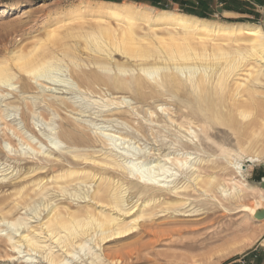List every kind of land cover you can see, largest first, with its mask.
<instances>
[{
    "label": "rangeland",
    "instance_id": "374dc122",
    "mask_svg": "<svg viewBox=\"0 0 264 264\" xmlns=\"http://www.w3.org/2000/svg\"><path fill=\"white\" fill-rule=\"evenodd\" d=\"M112 3H118L119 5L122 3V6L133 4L134 10H143L149 7L150 15H154L157 10H170L193 15L188 12L189 8H198L200 5L199 0H120L119 2L110 0H0V60L9 59L15 48L20 47V45L24 46L31 41L32 37L41 35L44 26L47 27L52 24L54 26L56 23L58 24L60 19H62L60 21L64 20L66 24L70 23L69 18H73V21H78L81 17L82 19H90V16L97 13L99 9L112 10L111 8L114 7ZM199 10L204 11L203 15L197 16L200 18L222 23L256 24L264 30V0H211L206 8ZM115 11L122 14V11L120 12L118 9ZM83 13L89 17L85 16L86 18H83ZM110 21L115 24V19L112 18ZM144 26L146 28V25ZM55 74L59 78L56 79ZM53 76H55L53 77L55 80L61 78L59 73H54ZM56 83V85L59 84ZM15 84L17 85H13V87L17 89L20 82L15 81ZM59 88L58 90H52L55 91L53 94L47 92V88L45 92H41L40 88L38 91L37 89L31 90L23 95L16 92L8 95L7 91L10 89L8 87L0 89L1 105L4 104L2 99L5 96L11 99L12 102L19 100L12 103L17 105L13 109L8 108L6 110V108L0 106V109H3L0 111H4L2 114L0 112L3 116V120L0 118V150H4L6 137L2 135L1 129H5V125H12L13 122L17 123L16 127H19L18 129L24 138L21 140L11 130H5L12 140L14 149L18 152L10 154L15 157V160L13 158V160L11 158L10 160L0 153V168H8L7 171L0 173L10 172L13 169V173H9L5 176L7 178L4 177L0 180V205L1 207L5 206L4 209L7 210L16 199L18 200L19 195L16 192L21 190L30 196L22 195L24 200H22V205L17 207L12 215H8L7 219L0 220V264H30V261L34 264H52L43 258L41 253L28 251L24 244L19 245L18 248L21 251L19 253L17 248L11 247L13 242L7 240L5 233L12 234L14 240H17L20 233H25L29 229L35 230L42 238L40 240H45L44 244L52 247L54 253L60 255L59 247L48 239L44 230L39 228L40 223L46 219V213L50 207L60 209L68 207L80 216H84L85 211L88 209L97 213L101 207L100 204L94 203L95 201L92 202V198H90L97 182L89 179V181H81L75 178L77 177L76 174L78 175L81 171L92 170V172L99 175L103 172L102 165L97 163L96 160L94 162L93 159L81 160V158H74L72 153L66 150H73L72 148L75 146L71 148V145L66 142H59L54 147L50 144L49 139H52L51 136L53 135L55 137L59 130V120L53 112H49L44 102L38 103L41 94L42 96L48 95L51 99L71 97L79 107L85 110L84 113L78 111H75V113L82 116V120L85 121L79 120L84 124L82 129L90 136V140L83 144H77L75 148H79L76 151L81 152L82 155H90V157L97 160L107 156L116 158L119 161L124 169H117V171L107 175L115 181L117 180L116 183L118 182L125 189L126 208L135 203L142 205L144 199H150L152 195L156 198V200L149 201V205L154 212L150 216L137 218L135 222L130 221L136 206L131 209L130 213L126 214L127 217L124 218L126 222L123 223L131 225L123 233L113 234V232H110L102 236L97 229L89 228L87 233L81 237L82 247L77 246L74 248L72 250L73 254H61L63 260L60 264H228L236 259V264H242L240 259L245 256L243 253L249 249L248 247L261 231L256 225L257 220L252 218V213L242 210L239 205L253 206L258 201L259 206H261V200L264 197L261 190L257 188L259 186L257 183L264 177V166L263 162H244V165L250 166L246 168L241 178L237 176L230 165H227L232 160L244 161L249 154L240 145L237 130L225 125H204L210 134V140H207L205 135L200 132V123L193 118L196 115L187 114L189 111L183 107V103L168 97H162L161 99L170 103L167 108L171 111L169 115L176 119L174 121L166 119L167 112L161 111L159 106L155 107L158 102L156 103L153 99L148 100L147 103L135 105L140 112L138 115L135 112L133 113L132 119L135 121H130L131 125H124L121 120H113L114 117L110 122L109 119L106 120V117L98 116L99 113L96 112L99 110L100 102H103L98 100V96L83 97L80 94L74 95L65 89H61V87ZM120 96L127 101H131L129 94H117L113 97L121 99ZM31 97H37V99L34 100ZM33 101H35V105ZM25 103H29L35 111H43L41 116L28 111ZM148 108L153 113L151 116L146 114L142 118L144 111ZM20 111L26 113L25 123H23L24 121H18L19 119L15 121L16 118H19L18 112L20 113ZM186 114L187 116L184 117ZM72 118L79 119L78 115L72 116ZM191 120L194 122L189 124ZM180 121L188 125L185 124V126L179 127L178 122ZM140 124L139 131H135L134 128L130 127ZM51 127H53L52 130ZM186 127H191L198 133L201 145H198L197 139L191 141V135L184 129ZM261 139L257 143V147H260L257 148L258 150L264 148V138ZM24 140L39 151L47 152L50 148H53V155L36 159ZM164 155H167L170 159ZM198 157L202 159L200 164L196 161V159H199ZM176 158H187L188 164H193L192 166L195 167L202 166L203 169H200V173L214 177L213 185L217 189L212 192H204L196 188L192 190V187H190L184 192L187 196V199L186 196L183 199L184 203H180L181 205L176 207L173 206L174 210L172 208L163 210L165 209L164 206L158 203L164 197H177L172 193L170 194L165 188H159L154 183L150 184L137 178V173L142 174L145 179L154 178L165 181L166 183H161L170 186L174 184L181 185L188 182V175L193 169L190 167L186 171H181L175 162ZM55 163L58 166L51 167ZM36 164L44 168L38 169L39 172L29 173L30 175L24 173L27 171L25 169L36 167ZM128 165H132L133 175L129 173ZM14 169H17V174ZM71 169L79 173L60 178V180L57 178V180L55 179L56 182H52L51 176L60 175L62 172L71 171ZM39 178L44 179L43 182H40V185L42 184L41 189L40 186H32L40 180ZM114 180L113 185L116 184ZM233 180L245 181L258 190H249L239 197L236 195L222 196L218 186H223L232 191ZM18 183H20L19 186H15ZM189 183H191L190 180ZM156 184L159 185V183ZM144 185H147L145 191L142 189ZM27 188H29V192ZM157 205L158 207H156ZM130 214L131 216H129ZM16 220L24 223L16 227L10 226V222ZM47 246H45L46 250Z\"/></svg>",
    "mask_w": 264,
    "mask_h": 264
},
{
    "label": "bare ground",
    "instance_id": "6f19581e",
    "mask_svg": "<svg viewBox=\"0 0 264 264\" xmlns=\"http://www.w3.org/2000/svg\"><path fill=\"white\" fill-rule=\"evenodd\" d=\"M112 4L114 5L112 10L99 9L97 13L90 16V19H82L81 17L78 21H73V18H69V24H66L64 20L60 21L62 20L60 19L58 24L55 22L54 26H52L53 24L44 26L41 35L34 36L24 46L20 45V47L15 48L11 55L9 54V59L0 60V89L8 87L10 88L9 91L6 90L8 95L13 92L23 95L31 90L37 89L38 91L40 88L41 92H45L47 88L48 91H46L53 94L55 91L52 90H58L61 87V89H65L74 95L80 94V96L89 98L96 95L98 100L103 101L100 102L99 110L96 111L99 113L98 116L106 117V120L109 119V121L114 117L113 120H121L124 125H131L130 121L133 120L134 112L139 114L140 111L135 105L147 103L148 100L153 99L156 103L158 102L155 107L159 106L161 111L167 112L166 119L174 121L175 118L173 119L169 115L171 111L167 108L170 103L161 99L168 97L183 103V107L189 111L187 114L196 115L193 118L200 123V132L205 135L207 140H210V134L205 128L208 125H225L237 130L240 145L249 152L244 161L232 160L227 163L234 169L237 176L243 177V172L247 166L244 165V162H264V148L262 150L257 149L259 147H257V143L261 138H264V30L262 27L242 22L211 21L170 10H157L154 15H150L149 7H147L148 9L134 10L133 4L125 5L123 3L124 6L121 5L122 3L120 5L118 3ZM117 9L122 11V14L117 13L115 11ZM83 15H81L83 18L89 17L84 13ZM112 18L115 19V24H112V20L110 21ZM54 73L60 74V80L53 78L56 76L57 79L58 77L56 74L53 76ZM15 81L20 82L17 89L13 87V85H17ZM56 82L59 84L56 85ZM117 94H129L132 102L125 100L124 97L121 98V96V99L114 98L113 96H117ZM39 97L41 98L38 99V103L44 102L49 112H53L59 120L57 135L55 137L53 135L51 136L53 138L49 139L53 147L57 146L59 142H66L72 148L90 140V136L82 129L84 124L79 121L82 120V116L75 113V111L84 113L85 110L79 107L71 97L51 99L48 95L42 96V94ZM32 98L37 99V97ZM14 101L18 102L19 100ZM14 101L12 102L5 96L2 99L4 104H0V106L6 110L8 108L13 109L17 106L12 104ZM29 103L31 104L30 101ZM29 103H25L27 110L32 114L41 116L43 111L33 110ZM33 103L35 105V101ZM37 107L35 108L37 109ZM0 112L1 114L4 113V111ZM49 112L47 113L49 114ZM152 113L151 109L148 108L144 111L142 118L146 114L151 116ZM1 114L0 118L3 120ZM18 114L19 118H16L15 121L17 119L24 121L26 113L20 111ZM75 115H78L79 119H76L77 117L73 119L72 116ZM4 117L6 118V116ZM82 122L85 121L82 120ZM193 122L191 120L189 124ZM16 124L13 122L12 125H5V129H1L2 135L6 138L4 140V152L1 149L0 153L9 159H14L15 157L10 154L12 152L15 154L18 151L14 149L12 140L5 130H11L19 139H24ZM185 124L183 121L178 122L179 127L185 126ZM196 126L198 128L197 124ZM130 127L139 131L141 124ZM52 129L53 127H51ZM184 129L191 135V141L197 139L198 145H201V139L195 130L191 127ZM25 143L36 159L53 155V148L47 152L39 151L26 141ZM75 147L72 148L73 150L68 149L66 151L72 153L74 158L93 159L94 162L96 160L102 165L103 172L97 175L92 170L79 173L71 169V171L62 172L60 175L51 176L53 180L51 181L54 183L57 178L60 180V178L69 177L76 173H79L76 174L75 179L77 180H95L97 182L96 187H94L90 198H92V202L95 201L94 203L100 204L101 207L97 213L89 209L86 210L84 216L75 214L76 211H71L68 207L65 209L50 207L46 213V219L42 220L39 228L44 230L48 239L59 247L60 255L55 254L52 247L44 244L45 240H40L39 233L31 229L25 233H20L17 240H14L12 234L5 233L7 240L13 242L11 247L17 248L19 253L21 252L18 248L19 245L24 244L28 251L41 253L42 257L49 263L60 264L63 260L61 254H73L74 248L82 247L81 237L87 233L89 228L97 229L102 236L110 232L120 234L129 229L131 224L123 223L126 222L124 218L135 206L136 209L130 221L135 222L137 218L150 216L154 213L153 208L149 205L150 200H156L154 195L150 199H144L142 205L135 203L125 207V189L118 182L116 183L117 180L115 181L107 175L123 168L116 158L102 156L103 158L97 160L90 155L78 153L76 149L79 147ZM115 154L117 153L115 152ZM164 156L167 157V155ZM196 161L200 164L202 159L199 158ZM175 162L181 171H186L192 167L193 171L188 175L191 183L187 180L188 182L181 185L170 186L165 184V181L154 178L145 179L142 174L137 173V178L150 184L154 183L159 188H165L170 194L172 193L177 197L169 198V196V199L164 197L158 203L164 206L165 209L163 210L173 209V206L176 207L181 205L180 203H184L183 199L186 196L184 192L190 187L192 190L196 188L204 192H212L217 189L213 185L214 177L200 173V169H203L202 166L195 167L192 166L193 164H188L187 158H176ZM33 165L35 164L33 163ZM54 166H58V164H52L51 167ZM40 168L44 167L37 165L25 169L27 171L24 173L26 175L32 174ZM127 169L133 175L132 165H128ZM7 170L8 168H0V172ZM14 170L17 174V169ZM18 171L20 170L18 169ZM9 173H13V169L10 172L0 173V180ZM39 179L37 182L33 181L35 183L32 186H40L41 189L42 184L40 185V182H43L44 179ZM113 180L116 183L114 185ZM19 184L15 186H19ZM58 184L60 185V183ZM142 187L144 190L147 185ZM37 189L39 188L37 187ZM218 190L222 196L236 195L239 197L249 190L258 189L245 181L233 180L232 191L223 186H218ZM27 191L29 192V188ZM23 192V190L16 192L19 198L18 200L15 198L16 201L7 210L4 209L5 206L1 207L0 205V220L7 219L8 215H12L17 207L22 205V195H27L25 192L22 194ZM12 195L14 196L13 193ZM239 207L253 213L259 207V202L256 201L253 206L241 204ZM22 223L24 222L16 220L10 222V226L16 227ZM15 230L17 231V229ZM45 246H47V250ZM30 264L34 263L30 261Z\"/></svg>",
    "mask_w": 264,
    "mask_h": 264
},
{
    "label": "crops",
    "instance_id": "0c3cea01",
    "mask_svg": "<svg viewBox=\"0 0 264 264\" xmlns=\"http://www.w3.org/2000/svg\"><path fill=\"white\" fill-rule=\"evenodd\" d=\"M209 1L211 0H199L200 2V5L198 8L196 7H192V8H189L188 12H191L193 15L191 14H187L189 16H194V17H197V16H201L203 15V10H199V9H202V8H206ZM230 13V12H228ZM186 14V13H184ZM196 16H195V15ZM200 18V17H198ZM250 165H247V167H249ZM263 166H264V162H263ZM245 168V170H246ZM259 186H257V188L259 190H261V193L264 197V177L261 179V181H258L257 183ZM261 203L264 207V199L261 200ZM257 226L259 227L260 229V233L258 234V236L253 240V243L247 248L248 250L246 252H244L243 254L245 255L244 258H241L240 261L242 264H264V219L260 220V221H257L256 222ZM237 263V259L234 260L233 262H230L228 264H236Z\"/></svg>",
    "mask_w": 264,
    "mask_h": 264
},
{
    "label": "water",
    "instance_id": "95a60500",
    "mask_svg": "<svg viewBox=\"0 0 264 264\" xmlns=\"http://www.w3.org/2000/svg\"><path fill=\"white\" fill-rule=\"evenodd\" d=\"M251 216L253 219H255L257 221L264 219V207H263V205L261 204V206L256 208L254 210V212L251 214Z\"/></svg>",
    "mask_w": 264,
    "mask_h": 264
},
{
    "label": "trees",
    "instance_id": "16d2710c",
    "mask_svg": "<svg viewBox=\"0 0 264 264\" xmlns=\"http://www.w3.org/2000/svg\"><path fill=\"white\" fill-rule=\"evenodd\" d=\"M110 1H114V2H119L120 0H110ZM162 9V7H160Z\"/></svg>",
    "mask_w": 264,
    "mask_h": 264
}]
</instances>
